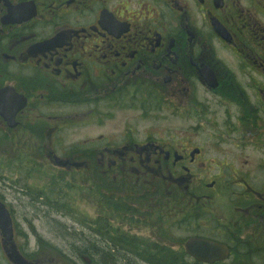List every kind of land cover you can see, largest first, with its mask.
<instances>
[{"label":"flooded vegetation","instance_id":"flooded-vegetation-1","mask_svg":"<svg viewBox=\"0 0 264 264\" xmlns=\"http://www.w3.org/2000/svg\"><path fill=\"white\" fill-rule=\"evenodd\" d=\"M29 155L81 173L94 264H264V0H0V158ZM6 180L0 264H47Z\"/></svg>","mask_w":264,"mask_h":264},{"label":"rangeland","instance_id":"rangeland-1","mask_svg":"<svg viewBox=\"0 0 264 264\" xmlns=\"http://www.w3.org/2000/svg\"><path fill=\"white\" fill-rule=\"evenodd\" d=\"M27 159V167H22L20 163L16 166L10 163L7 167L0 158V191L7 199L14 197L7 190L6 179H9L24 186L26 192H29L28 200H37L34 204L26 200L23 205L13 204L21 215L17 226L27 232L30 248L34 247L36 242L42 246V249L33 252V256L41 259L44 257L47 264H94L93 260L86 256L90 250V247L86 246L90 237L87 224L96 220L99 211L89 208L81 173L64 174L57 168L47 166L38 168L35 156L29 155L23 158V161ZM31 195H35V198ZM41 195L44 197L39 200ZM208 207L212 212L214 206L211 204ZM77 241L81 242V247ZM99 264L107 263L100 259Z\"/></svg>","mask_w":264,"mask_h":264},{"label":"water","instance_id":"water-1","mask_svg":"<svg viewBox=\"0 0 264 264\" xmlns=\"http://www.w3.org/2000/svg\"><path fill=\"white\" fill-rule=\"evenodd\" d=\"M0 229L3 237L7 240L10 239L12 233L11 218L2 203H0ZM185 252L197 261L207 263L223 259V254L226 253L225 249L216 242L203 238L188 239L185 244Z\"/></svg>","mask_w":264,"mask_h":264},{"label":"trees","instance_id":"trees-1","mask_svg":"<svg viewBox=\"0 0 264 264\" xmlns=\"http://www.w3.org/2000/svg\"><path fill=\"white\" fill-rule=\"evenodd\" d=\"M103 246V245H102ZM80 247H81V245H80ZM89 247V246H88ZM87 247V248H88ZM82 252H83V250H82ZM84 254H87V253H85V252H83ZM90 254H91V252H90V250H88V254L86 255L87 257H90ZM91 256H92V254H91ZM167 258H168V260H169V263L168 264H187V259L185 258V254L183 253V254H180V255H178L177 254V256H174V255H168V256H166ZM91 258V257H90ZM167 258H165V259H167ZM114 262H115V258H114ZM112 264V263H111ZM193 264H195L194 262H193Z\"/></svg>","mask_w":264,"mask_h":264},{"label":"bare ground","instance_id":"bare-ground-1","mask_svg":"<svg viewBox=\"0 0 264 264\" xmlns=\"http://www.w3.org/2000/svg\"><path fill=\"white\" fill-rule=\"evenodd\" d=\"M43 197H44V196L41 195V196L39 197V200H42ZM191 238H196V237H190V239H191ZM199 239H202V238H199ZM203 239H204V238H203ZM187 240H188V239H187ZM187 240H186V241H187ZM186 241H185V244H186ZM191 257H192V256H191ZM192 258H193V257H192ZM193 259H194V258H193ZM120 260H122L121 257H120ZM194 260H196V259H194ZM221 260H222V259H221ZM221 260H214V261H221ZM196 261H197V260H196ZM197 262H200V261H197ZM201 263H203V262H201ZM206 263H207V262H206ZM212 263H214V262H212Z\"/></svg>","mask_w":264,"mask_h":264}]
</instances>
